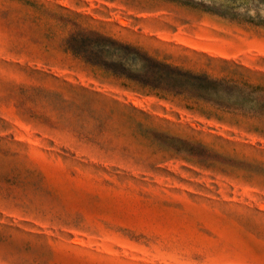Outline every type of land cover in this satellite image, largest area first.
<instances>
[{
  "label": "rangeland",
  "instance_id": "1",
  "mask_svg": "<svg viewBox=\"0 0 264 264\" xmlns=\"http://www.w3.org/2000/svg\"><path fill=\"white\" fill-rule=\"evenodd\" d=\"M252 19L255 0H0V264H264V116L147 94L65 48L98 31L264 88Z\"/></svg>",
  "mask_w": 264,
  "mask_h": 264
},
{
  "label": "trees",
  "instance_id": "2",
  "mask_svg": "<svg viewBox=\"0 0 264 264\" xmlns=\"http://www.w3.org/2000/svg\"><path fill=\"white\" fill-rule=\"evenodd\" d=\"M161 1L179 2V0ZM255 1L264 6V0ZM230 15L235 16L236 13ZM250 22L255 25L264 24L253 19ZM65 48L92 68L102 69L106 73L130 80L147 94L154 93L162 97L180 96L184 99L211 103L227 110L238 109L264 116V88L248 82L241 87L225 79H216L204 73L180 69L111 35L98 31L77 30L66 38ZM228 87H236L243 92L248 91L250 103L231 101V97L221 96L220 93L229 89ZM177 142L187 148L185 142L180 140Z\"/></svg>",
  "mask_w": 264,
  "mask_h": 264
}]
</instances>
